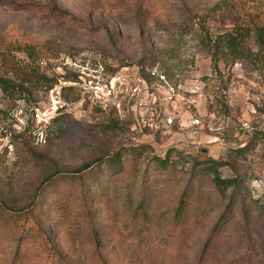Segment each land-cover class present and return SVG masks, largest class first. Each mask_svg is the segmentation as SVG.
Instances as JSON below:
<instances>
[{
    "label": "rangeland",
    "instance_id": "374dc122",
    "mask_svg": "<svg viewBox=\"0 0 264 264\" xmlns=\"http://www.w3.org/2000/svg\"><path fill=\"white\" fill-rule=\"evenodd\" d=\"M255 23L264 28V0H0V49L55 81L0 89V264H198L227 208L217 257L201 264L242 256L264 264V62L250 38L238 61L212 66L217 35ZM24 45L37 63L18 51ZM85 59L122 72L157 67L166 83L148 85V103L176 125L141 128L134 114L75 105L77 92L62 83L69 62ZM0 77L20 83L1 63ZM57 93L63 109L48 123L12 128L16 109L43 110ZM244 122L255 129L242 134ZM195 160L223 162L221 178L237 186L218 190ZM85 164L90 170L71 173ZM184 190L203 217L187 235L173 226ZM142 199L150 214L133 222ZM77 224L114 232V247L98 257ZM132 228L141 244L128 237Z\"/></svg>",
    "mask_w": 264,
    "mask_h": 264
},
{
    "label": "trees",
    "instance_id": "16d2710c",
    "mask_svg": "<svg viewBox=\"0 0 264 264\" xmlns=\"http://www.w3.org/2000/svg\"><path fill=\"white\" fill-rule=\"evenodd\" d=\"M239 28V27H238ZM234 28L232 31H225L217 35L216 41L214 42L213 48L216 51V56H212V66L215 70L218 68V62L220 59L229 60L235 63L242 57V52L247 50L246 43L247 40L250 38H253L254 44L257 47V54L256 56L260 57V60L264 62V28L262 26H258V24H254L252 26H246L244 29H238ZM208 47V45H207ZM19 52L27 53V56L30 58L31 63H37L39 59L34 57V50L31 48V46L24 45L22 48L18 50ZM249 51V50H247ZM217 52L219 54H217ZM14 56L12 55L9 48L0 49V63L4 65L6 72L11 73L14 77L19 79V84H14L10 82L9 80H6L3 77H0V89L5 92H14L22 90V86L24 83L28 81H35L37 83L46 84L49 83L50 88L52 84L55 83L53 80H49L45 78L44 76H41L38 74L35 68L31 66V64H24L23 66L19 65L18 62L14 61ZM106 70L109 74H117L119 72L118 69L112 68L106 64H104ZM66 79H69V81H75L77 77L73 74L68 76ZM48 88V89H50ZM73 88L71 87H63L62 91H71ZM136 150H133L130 153H133ZM121 158V157H119ZM159 163L161 165H164L166 162L164 160H160ZM205 165L207 167L206 169L209 170V175L211 176L210 181L213 184L215 188H217L220 191H226L234 186H237L238 181L237 179H223L221 178V175L219 173V169L226 165L223 162H217V161H204V162H198L195 160L194 162V168H197L198 166ZM92 167V164H85L81 168L77 169L74 172H71L73 174L75 173H83ZM172 171L174 168L172 167ZM49 179V178H48ZM47 179V180H48ZM46 180V182H47ZM195 180V176H192L188 182V185H192V183ZM189 187H186L188 189ZM193 192L187 193L186 190L182 193L180 196L176 207L173 211V226L175 229H178L181 231L182 235H187L189 231L195 226L198 225L200 220L203 218L201 214L199 213V205L196 204L197 202H194L195 199H193ZM147 204L146 199H142L139 205L137 206V210L134 212V216L131 221L138 222L140 220L145 221L146 217L149 216L150 213L147 212L145 205ZM41 205V204H40ZM41 209V208H40ZM230 211V208L226 209V212L221 215V217L216 221L212 231L210 232L209 236L207 237L205 243L202 246L199 262L198 264H201L205 259L207 258H216L217 252L215 250V245L218 243L217 240L222 232V227L229 221L226 220V216L228 215ZM262 212V211H261ZM139 216H142L141 218ZM198 223V224H197ZM78 225H76V234H79V237L81 239H88L90 243L94 245V249L96 250V253L98 254V257H100V253L106 249H112L114 246H110V243L112 242V237L114 232H110L108 236V232L102 231L101 229H92L91 232L85 231L82 229V227L78 228ZM80 230V231H79ZM122 231H125L126 228L121 229ZM75 235V232H74ZM128 237L131 240H136L138 244H141L144 240V234L141 229H134L128 230ZM76 238V235H75ZM251 250V249H250ZM254 252V251H253ZM256 252V251H255ZM257 255V254H256ZM250 257L249 256H242L237 259L226 261L223 264H251L249 262ZM64 264H72L70 262H65Z\"/></svg>",
    "mask_w": 264,
    "mask_h": 264
},
{
    "label": "built area",
    "instance_id": "2783aa9c",
    "mask_svg": "<svg viewBox=\"0 0 264 264\" xmlns=\"http://www.w3.org/2000/svg\"><path fill=\"white\" fill-rule=\"evenodd\" d=\"M69 69L77 79L62 84H68L77 92L78 97L75 105H87L103 111L113 109L123 119L134 114L138 126L141 128L157 129L160 124L163 127L176 125L174 118L168 115V109L161 108L156 111L148 103V99L152 95L148 90V85L149 88L154 89L156 83H166L165 76L158 71L157 67L139 72L125 70V72L109 74L99 59H85L72 60L69 62ZM154 81L155 83H153ZM53 92L54 90H51V96H53ZM59 99L60 95L57 93L55 99H51V104L45 106L43 110L35 106L28 110L16 109L12 118V128L21 134L29 132L30 122L37 125L48 123L63 109ZM262 117L264 118V115ZM198 124L199 121L192 118L189 126L194 127ZM254 129V125L246 122L238 128L242 134L251 133Z\"/></svg>",
    "mask_w": 264,
    "mask_h": 264
},
{
    "label": "water",
    "instance_id": "95a60500",
    "mask_svg": "<svg viewBox=\"0 0 264 264\" xmlns=\"http://www.w3.org/2000/svg\"><path fill=\"white\" fill-rule=\"evenodd\" d=\"M200 153H203V154H206L207 153V150H205V149H199L198 150Z\"/></svg>",
    "mask_w": 264,
    "mask_h": 264
}]
</instances>
